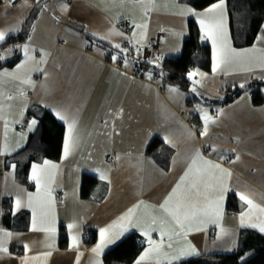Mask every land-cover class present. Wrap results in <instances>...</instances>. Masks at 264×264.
<instances>
[{
  "label": "crops",
  "instance_id": "crops-1",
  "mask_svg": "<svg viewBox=\"0 0 264 264\" xmlns=\"http://www.w3.org/2000/svg\"><path fill=\"white\" fill-rule=\"evenodd\" d=\"M190 1L27 0L25 4V0H21L17 6H8L7 0H2L0 30L11 27L18 30L9 33L0 44L25 31L38 7L36 4L45 6L37 14L25 43L0 49V56H6L1 60L3 63L21 53V60L15 66L0 68V73H15V76L0 77V116L3 117L0 118V229L13 234L7 244L8 253L0 254V264H21L25 256L38 257L30 260L29 264H77V260L78 264H96L97 261L105 264V254L132 234L138 235L145 243L140 257L149 247L143 231L151 224L153 217L158 224L161 220L167 222L172 240L169 241L165 235L159 253H153L142 264H169L171 255L187 247L189 242L199 255L182 257L171 264L195 257L233 253L238 249L242 231L252 229L259 232L247 226L250 222H256L255 217L261 215L258 210L253 211L252 221L246 219L245 226H241V214L247 212L249 206L239 199L237 193L242 191L249 194L256 204L264 207V104L255 106L249 91L229 104H222L232 90L241 88V84L247 88L254 82H264V68L258 66L259 60L247 65L222 66L214 72L212 42L207 40L212 52L211 69L192 71L197 73L193 81L199 82L193 87L205 98L200 97L205 103L199 109L202 123L199 129L189 118L188 112L192 110L187 107L189 98L186 91L175 85L165 86L154 77L149 79L148 75L138 74L133 63L127 61L125 66V60L120 61L118 55L111 53L109 46L106 48L95 41L97 38L113 47L118 43L121 48L126 46L141 50L148 47L154 38L160 37L161 55H180L183 42L189 35V20L193 18L199 25L191 14H181L182 10L191 8L196 12L205 11L195 9ZM226 9L232 47L238 51L253 46L264 48L262 43L247 48L234 46L227 1ZM143 24H147L146 29L137 27ZM200 31L203 34L201 28ZM116 32L123 35H116ZM23 45L29 46V55L35 59L29 60L24 69L17 71V66L26 60ZM45 53L48 55L45 56ZM114 55L117 56L115 61L112 60ZM37 67L42 68L43 72L29 71ZM245 67L252 70L245 71ZM25 79H31L34 83H24ZM172 88L178 91H170ZM34 105L51 112L57 119L52 109L65 114L68 122L76 121V144L71 153L65 157L63 149L60 161L45 160L58 166L52 170L54 181L51 184L55 201L54 235L32 231V209L15 208L17 196L26 202L27 193L35 194L37 191L31 180L32 167L30 181L34 187L28 188L19 182L17 168L10 167L14 163H9L11 156L25 149L31 136L37 134L38 119L27 116ZM205 110L212 121L208 124L207 135H202ZM33 119L37 120V124L29 131L28 125ZM61 122L65 125V142L67 123ZM6 123L9 154L3 153ZM165 136L169 138L168 142L163 139ZM155 139L163 141L173 151L168 169L147 152ZM197 151L204 158L229 169L232 176L227 179L229 191L225 193L223 216L219 223H207L203 230L190 231L185 237L176 234L180 232L179 227L160 205L179 183ZM43 162L34 164L42 165ZM101 173L108 179H100ZM84 174L100 180L101 186L97 191L102 187L107 188V195L101 202L81 197ZM183 187L187 188L188 185ZM209 195L214 198L216 193L209 192ZM231 196L239 201L238 213L227 211ZM5 198L12 199L14 216L28 213L27 231L9 230L4 226ZM136 205L139 207L135 209L132 223L139 222L140 227L129 225L128 230L114 243L108 244L99 256L93 253L92 249L100 242V229L116 224ZM51 221L50 213L45 225ZM73 223L76 227L70 230L67 225ZM63 228L68 236V246L65 248L60 245ZM221 228L226 235L221 233ZM87 229L97 231V242L92 246L86 244ZM113 230L118 232L119 225ZM73 235L79 238L77 248L72 247ZM151 238L159 242L160 232H151ZM169 243L171 247H168ZM25 244L30 251L25 250ZM45 252H51L46 259L43 256ZM165 253L168 255L165 256Z\"/></svg>",
  "mask_w": 264,
  "mask_h": 264
},
{
  "label": "trees",
  "instance_id": "trees-1",
  "mask_svg": "<svg viewBox=\"0 0 264 264\" xmlns=\"http://www.w3.org/2000/svg\"><path fill=\"white\" fill-rule=\"evenodd\" d=\"M229 8L231 36L234 46L237 48H247L257 43V37L264 35L261 32L264 26V0H226ZM192 6L197 10H205L217 0H191ZM2 0H0V4ZM42 4V3H40ZM36 4L38 7L32 14V17L23 33L16 37L8 39L5 43L0 44V49L17 43H25L31 32L37 14L43 6ZM102 46H109L112 54L120 57V61H127L135 65L136 71L140 75L151 74V77L162 81L163 85H175L186 91L188 94L187 107L192 111L188 112L192 123L199 129L201 127V119L199 117L200 106L203 101L198 98L192 89L194 86L193 79H189L188 73L194 69L209 71L212 65L211 45L200 31L199 25L195 19L189 20V35L183 42V51L180 55L166 57L162 63L144 58L140 51L135 48L122 46L125 49H116L103 40H98ZM264 45V42H262ZM107 48V47H106ZM139 55L137 56V54ZM21 60V53H17L11 60L2 62L0 60V68L13 67ZM161 84V82H160ZM249 91L252 102L255 106L264 104V82H254L247 88H236L231 94L226 96L223 105L229 104L240 97L243 93ZM203 103V104H202ZM199 104L196 107L193 105ZM27 116L29 118H37L39 128L36 135H32L28 146L11 156L9 163L16 164V174L20 183L28 188H33L30 181V171L34 163H41L45 160L60 161L63 156L65 125L59 121L51 112L39 105H34L29 110ZM161 147V148H160ZM160 148V149H159ZM159 151L157 152V150ZM148 154L152 155L159 161L162 167L169 168L170 156L173 151L169 149L163 141L159 139L153 140L148 147ZM161 153V158L159 154ZM167 156H162V154ZM169 155V156H168ZM101 186L100 180L90 174L83 175L81 197L83 199L97 200L101 202L107 195V188L102 187L99 191L97 188ZM99 189V188H98ZM3 218L2 222L9 230L27 231L28 229V213L13 215L12 199H3ZM229 213H238L240 211L239 201L235 196H231L227 205ZM67 233L63 228L60 236V245L62 248L68 246ZM85 240L87 246H92L97 242V231L87 229L85 231ZM145 247V243L141 242L138 235L132 234L117 245L111 248L104 256L105 264H133ZM178 264H264V235L255 230H244L239 237L238 249L233 253L218 256H201L187 259Z\"/></svg>",
  "mask_w": 264,
  "mask_h": 264
},
{
  "label": "snow or ice",
  "instance_id": "snow-or-ice-1",
  "mask_svg": "<svg viewBox=\"0 0 264 264\" xmlns=\"http://www.w3.org/2000/svg\"><path fill=\"white\" fill-rule=\"evenodd\" d=\"M143 3V0H140ZM16 3V0H7V5L11 6ZM27 0H25V4ZM187 12L194 16L200 25V28L203 32V39L210 40L212 42L213 47V71H217L222 66H231V65H247L250 64L253 60L258 59V66L264 68V48H256L253 46L252 48L243 49L238 51L231 45V39L229 35V30L227 26V9H226V0H217L216 3H213L210 7L205 9L203 12H196L194 9L187 8L182 10L181 14ZM140 28H147V24L137 25ZM18 28L11 27L8 29L0 30V42L5 41L6 36L11 32L17 31ZM261 32H264V26L261 28ZM116 35H123L122 33L116 32ZM93 35H96L93 33ZM135 35V33L133 34ZM104 37H101L103 39ZM264 42V35H260L257 37V43ZM114 47L116 49H121L120 44H115ZM24 54L26 60L24 63L19 64L17 66V71L20 69H24L29 60H34L35 58L29 55L31 51L28 45H23ZM11 52V49L8 50ZM122 52H125V49H121ZM48 55L45 53V56ZM5 59L4 56H0V60ZM117 56H112V60L115 61ZM160 59V57H157ZM44 61H40L39 63H43ZM125 66H127V60L125 58ZM36 70L43 72L42 68L29 69V71ZM245 71H251V67H245ZM196 72L188 73L189 79H192L196 76ZM203 75V74H201ZM2 76H15V73H9L7 71L0 73V77ZM148 78L151 79V74H148ZM24 83L33 84L34 82L31 79H25ZM195 83H199L198 81H194ZM241 88L244 87L243 84L240 85ZM195 87H193L192 91L195 92ZM170 91L176 92L178 89L172 88ZM23 95V93H22ZM12 97H9L11 99ZM55 115L61 121H65L67 123V137L64 142V156L67 157L76 144L75 137V129H76V121L72 120L68 122V117L62 112L52 109ZM0 111H2V107H0ZM0 118H3L0 116ZM203 120H204V131L201 133L202 135H207L208 124L212 121V117H210L205 110L203 112ZM37 124V120H31L28 125L29 131H32L34 126ZM7 123L5 124V143L3 146V153L9 154V146L7 144ZM166 142L169 141V138L165 136L163 138ZM19 146V145H18ZM174 146V145H173ZM239 159V157H237ZM12 169H15L16 165L10 166ZM58 166L52 164L50 161H44L42 165L33 164L32 165V174L31 180L35 183L37 191L35 194L27 193L26 202L23 201L20 196L16 197L15 200V208L19 210L21 207H28L32 209V231H43L49 233L50 235L55 234V224H54V204L55 201L52 198V188L51 184L54 181V173L53 169H56ZM219 173V175H217ZM232 173L229 169L223 168L219 163H216L210 159L204 158V156L197 151L192 160L191 164L188 167L187 171H185L184 175L181 177L179 183L173 189L172 193L164 200L163 204L160 205L161 209L165 213H167L175 224L179 227L180 232L176 233L177 235L187 236L190 231H201L205 228L207 223L218 224L221 217L223 216V201L225 198V193L229 191L227 179L231 178ZM100 179H108V177L101 173ZM110 182V181H109ZM187 184L188 187L184 188L183 186ZM203 189V191H202ZM209 192L216 193L214 198L209 195ZM239 199L243 201L246 205L249 206V210L245 213L241 214L240 223L241 226H245L246 219L248 221H252L253 219V211L258 210L261 214L260 216H256L254 223H248L247 226L258 229L260 233H264V207L256 204L254 200L250 197L249 194L245 192H238ZM143 203V202H141ZM139 205L134 206V208L129 209L127 213L119 218V221L114 225H109L106 228L100 229V242L92 249V252L99 256L103 249L111 243H114L116 239H118L125 231L128 230V226L132 227H140V223L137 222L135 224L132 223V218L135 213V209L138 208ZM51 213L52 221L45 225V221L48 215ZM126 222V223H122ZM157 219L153 217L150 225L145 227L143 231V235L147 237V242L149 244L148 249L139 257L136 261V264H142L143 261L149 259L153 253H159L162 245H163V237L165 235L168 236V240H172V233L168 231L166 224L167 222L164 220L159 221L158 227ZM119 225L120 230L114 231L113 229ZM67 227L71 230L76 227V224H69ZM159 231L161 240L159 242L152 240L151 232ZM222 234H227L223 228H221ZM13 237L11 232L5 231L4 229H0V254L8 253V241H10ZM79 245V238L76 235L72 236V247L77 248ZM171 243L168 244V247H171ZM52 247V245H49ZM26 251H30L31 249L27 244L24 245ZM51 255V252H45L43 254L46 259ZM82 255V253H81ZM165 256L168 254L165 253ZM190 255H199V252L190 242L187 247L179 249L175 254L171 255V259L169 264L172 261H178L182 257H187ZM38 259V257H28L25 256L21 261V264H29L30 260ZM78 264V260H77ZM96 264H100L99 261Z\"/></svg>",
  "mask_w": 264,
  "mask_h": 264
},
{
  "label": "built area",
  "instance_id": "built-area-1",
  "mask_svg": "<svg viewBox=\"0 0 264 264\" xmlns=\"http://www.w3.org/2000/svg\"><path fill=\"white\" fill-rule=\"evenodd\" d=\"M21 0H16V3L12 4V6H17L20 3ZM161 43V38L160 37H156L152 40L151 44L148 47L142 48L141 50H137L140 51L142 53V56L144 58L150 59L153 56H159L160 59L158 61H165V56L161 55L159 53V46ZM139 55V53L137 54V56Z\"/></svg>",
  "mask_w": 264,
  "mask_h": 264
},
{
  "label": "rangeland",
  "instance_id": "rangeland-1",
  "mask_svg": "<svg viewBox=\"0 0 264 264\" xmlns=\"http://www.w3.org/2000/svg\"><path fill=\"white\" fill-rule=\"evenodd\" d=\"M6 57V56H5ZM157 57H159V56H153L152 58H150L151 60H156V61H158L159 59H157ZM158 62H160V63H162L161 61H158ZM202 77V76H201ZM196 89V88H195ZM192 93H194L198 98L199 97H202L203 96V98H204V95L201 93V92H199L197 89H196V91L195 92H193L192 91ZM205 99V98H204Z\"/></svg>",
  "mask_w": 264,
  "mask_h": 264
}]
</instances>
